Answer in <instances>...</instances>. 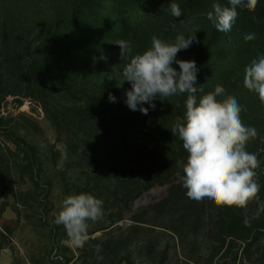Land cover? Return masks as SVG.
<instances>
[{"label": "rangeland", "instance_id": "obj_1", "mask_svg": "<svg viewBox=\"0 0 264 264\" xmlns=\"http://www.w3.org/2000/svg\"><path fill=\"white\" fill-rule=\"evenodd\" d=\"M171 2L179 4L181 17L171 15L168 10ZM214 2L227 3L226 0H0V44L25 48L28 61L39 60L46 69H55L60 77L57 94L45 100L37 90L21 89L18 84H13L10 90L22 91L27 96L0 94V165L5 154L14 181L12 188L0 196V231L8 234L0 251V264H57L58 261L88 264L90 261L84 256L95 248V243L86 248V242L107 231L102 228L111 225L108 221L112 216L122 213L127 219L116 225L127 226L133 223L131 219L138 204L147 205L167 194L169 188L158 186L143 194L137 204H125L118 186L121 168L131 153L123 139L105 132L104 122L114 114H122L125 92L131 87L129 82H123V68L131 55L150 48L153 35L174 42L177 35L187 36L191 30H197L199 43L193 42L188 49L181 50L177 59L195 60L200 69L197 83L203 85L204 92L198 93V97L214 91L219 84L226 94L237 98L245 109L240 114L242 122L254 126L258 132L246 150L256 151L257 157L263 153L264 105L256 93L244 87L243 77L245 67L264 55V27L245 14L237 17L231 31L220 32L206 15ZM247 33H255L256 38L245 41ZM120 39L129 41L133 49L131 55L122 59L115 44ZM173 67L179 70L178 65ZM109 93L116 97V102L109 101ZM73 95L79 99L76 107L69 102ZM185 100L186 95L157 99L155 110L149 108L147 115L141 112L139 115L160 122L172 117L171 108L178 106L183 118ZM89 115L98 118L93 125L86 120ZM65 148L67 158L63 160L62 170H58ZM258 159L262 165V158ZM133 163L142 169L148 164L140 157L134 158ZM155 165H158L153 172L155 177H163V168ZM261 165L255 170L257 183L262 179ZM80 193H90L103 200L104 214L96 222L89 221L88 238L77 247L67 237L64 227L54 223V214L60 210L65 196ZM259 194L260 191L248 201L250 222L261 210ZM148 219H154L157 224L172 223L165 218L148 216ZM153 228L139 231L140 238L155 242L158 250L152 255L136 252L137 264H151L154 258L161 261L167 247L171 251L165 264H186L184 256H192L193 247L180 245L165 227ZM91 231L94 233L89 234ZM204 235L195 243L201 264H255L264 258L263 236L262 250L245 249L243 241L228 242L222 250L213 252L211 260L212 244L207 240V231ZM63 236L66 238L61 240Z\"/></svg>", "mask_w": 264, "mask_h": 264}, {"label": "clouds", "instance_id": "obj_2", "mask_svg": "<svg viewBox=\"0 0 264 264\" xmlns=\"http://www.w3.org/2000/svg\"><path fill=\"white\" fill-rule=\"evenodd\" d=\"M258 0H227L226 4L214 2L207 12V19L215 29L227 33L231 31L238 17L237 8L254 12ZM168 10L173 17H181L179 4L171 2ZM197 30L187 36L179 34L174 42H167L153 35L151 46L143 53L132 54V45L127 40H117L120 58L131 55L123 68V82L131 87L125 92V103L132 111L147 115L149 108L155 110V100L161 101L186 95V111L183 118L177 117L171 127L173 136L182 141L187 152L186 162L176 161L178 180L186 189V196L197 202L205 198L216 206L243 205L260 191L255 171L261 161L255 153L246 150L247 144L258 136L254 126L242 122L244 109L234 95L226 94V89L216 85L214 91L203 93V85L197 83L200 71L195 60L177 59L181 50L188 49L193 42L199 43ZM256 38L255 33H247L245 41ZM107 60V57H102ZM178 65L179 70L173 67ZM109 79H113L111 76ZM122 84L117 86H121ZM199 85V87H198ZM244 87L258 95L264 105V55L253 59L244 69ZM110 102L116 97L109 93ZM147 104L149 107H144ZM67 158L65 148L58 170L63 168ZM103 200L90 193L69 194L62 201L60 210L54 214V223L62 225L74 246H81L88 238L89 221L96 222L103 217Z\"/></svg>", "mask_w": 264, "mask_h": 264}, {"label": "trees", "instance_id": "obj_3", "mask_svg": "<svg viewBox=\"0 0 264 264\" xmlns=\"http://www.w3.org/2000/svg\"><path fill=\"white\" fill-rule=\"evenodd\" d=\"M227 1V0H226ZM238 16L248 14L259 27H264V0H258L257 8L254 12L247 9L237 8ZM8 40V35H5ZM21 50V51H20ZM58 78H60L55 69H46L39 60L28 61L25 56V48L12 47L8 43L0 44V94L27 96L22 91H11L13 84H18L19 88H30L39 92L40 98L52 97L58 92ZM11 89V90H10ZM75 107L79 99L73 95L69 101ZM123 111L119 116L112 115L106 119L105 132L114 134L123 139L128 146L131 156L125 158L122 166V175L119 179L118 189L123 192V198L126 205L137 204L146 192H150L158 186L167 187L166 195L153 200L147 205L138 204L137 213L132 217L133 223L123 226L116 225L119 221L127 219L121 213L119 216H112L109 219V227H103L104 231L97 238L90 237L87 240V246L95 243V248L84 256L88 264H137L134 258L136 252H148L149 255L155 254L158 250V244L146 241L140 238L141 230L154 226L165 227L172 231L173 236L177 238L180 245L192 246V256L187 257L186 264H201L200 254L195 251V246L204 232H208L207 240L210 242L209 259H213L214 253L222 250L229 243L243 241L248 247H259L262 250L261 239L264 236V151L258 156L262 158V179L258 181L261 185L259 201H261V210L256 218L250 222L247 219L248 201L243 205L234 206H216L212 201L205 198L201 202L189 199L186 196V189L178 180L176 173H182L176 166L177 160L186 162L187 152L183 149L182 141L171 133V127L176 118L181 117L179 107L171 108L174 115L170 118L161 119L156 122L147 119L146 116H140V111H132L123 102ZM79 106V105H78ZM77 106V107H78ZM170 107L169 105H165ZM164 107V109H168ZM92 108V107H90ZM74 109V108H73ZM170 109V108H169ZM75 111V109H74ZM182 118V117H181ZM98 119V118H97ZM97 119L89 115L90 125H93ZM256 153V151H253ZM143 158L148 162L143 165V169L134 165L133 159ZM155 164L163 168V177H155ZM0 196L4 195L13 186V178L10 163L5 160V154H2L0 165ZM112 171L115 169L112 166ZM165 218L172 223H155L154 219ZM116 225V226H114ZM152 225L153 227H146ZM94 231L89 232L93 234ZM8 234L0 231V251L5 247V241ZM205 236V235H204ZM66 238L61 237V240ZM196 243V244H195ZM99 246L100 250H97ZM146 248L145 250L140 248ZM143 250V251H142ZM171 249L167 247L162 256V260L156 262L152 259L151 264H165ZM263 256H264V249ZM155 257V256H154ZM57 264H63L58 261ZM264 264V258L260 263Z\"/></svg>", "mask_w": 264, "mask_h": 264}]
</instances>
